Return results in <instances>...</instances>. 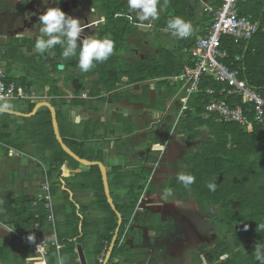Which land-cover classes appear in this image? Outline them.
<instances>
[{"label":"trees","instance_id":"obj_1","mask_svg":"<svg viewBox=\"0 0 264 264\" xmlns=\"http://www.w3.org/2000/svg\"><path fill=\"white\" fill-rule=\"evenodd\" d=\"M188 3V0H161L159 5L161 11L159 18L155 22V31H151L158 37L155 53H160L164 57L160 59L161 61L153 60L150 68L143 66V64L146 65L150 61L140 60V71H147V74L144 72L143 77L139 75L138 80L144 77H152L153 80L160 81L157 83H161L165 81L161 77L179 73L186 65L191 64L188 49L193 45L195 35L185 39L175 38L177 43L175 40L173 43L172 35L167 37L160 34V31L166 28V23L170 18L174 16L185 18L187 16ZM219 3L218 0L215 5ZM120 5L123 9V21L124 19L126 20L123 27H127V15L130 12L124 1ZM237 7L240 15L247 16L258 25V30L248 41L235 40L230 36L221 38L222 47L228 53L226 63L230 67L238 69L240 77L245 79L248 85L253 87L259 94L264 95V1L239 0ZM210 17L211 15H208L206 18L208 22ZM130 31L129 29H122L119 34L124 39ZM236 56H241V60L236 61ZM206 86L216 89L220 88V84L214 82L208 76L204 77L202 88ZM208 98V95L203 92L196 94L194 98L189 100V108L179 120V127H182L187 136L194 140L202 135L198 130V126L207 125L209 128V135L202 138L200 143L196 142L195 151L189 150L191 154L188 155L189 160L186 161L187 171L184 170L182 173L194 175L196 177L195 183L189 188H185L179 182L177 176H173L167 181L168 184L176 187L175 191L180 196L191 194L196 199L194 201L203 205H213L218 209V212L211 216L214 219L215 226L219 225L221 227L223 237L219 240L216 248L209 250L204 248L202 250L204 255L202 257L206 259L207 264H258V261L254 258L253 251L256 244L264 245V126H254L251 129H246L234 122L221 121L215 115L205 117L204 104L208 101ZM230 103L231 105L241 104V101L237 97L231 100ZM33 106V104H30L31 109H29L32 110ZM22 119L29 121V118ZM3 126H8L7 128H9L8 124ZM34 127H36V124ZM52 135L55 139L54 134ZM2 137L11 140V143L13 141L16 142V140L11 138L10 134L7 135L0 132V138ZM57 146L59 147L60 158L52 161L51 166L53 167L47 171L52 181L50 191L53 198L58 195L59 190L67 193L68 188H73V183L68 184L67 179L66 182L62 180H65V178L61 172L56 173V171H59V166L66 160L76 163L72 157L63 151L58 142ZM91 169L94 171V183L96 181V186L98 187L96 190L94 189L98 196V205L104 215H107V218L110 219H108L110 221V230L103 235V238L110 242L117 226V215L107 202L99 167L92 166ZM56 183H61L63 188L56 187ZM128 183L130 185H127V187L131 192L129 191L127 198H125L126 196L123 197L120 205H117L114 201L116 210L120 212L123 220L110 260L121 253L122 244L118 246L119 239L127 228V217L129 218L133 214L141 195V193L131 190L133 187L132 181ZM209 183L216 184L215 191L209 190L207 187ZM110 192L112 195L111 186ZM158 193H161V190L156 187H151L149 190V196L152 199L156 198ZM176 197V199L179 198L177 195ZM34 201L24 202L26 205L20 203L16 208L9 205V208H6L7 213L0 211V222L13 228L14 232L26 238L30 228L37 220L43 226V221L49 218V213L46 212L43 201H39L35 206L33 205ZM69 208L71 212L63 208V215L68 219L69 229L62 230L60 223L58 224L55 221L54 228L57 231L59 251H57V248L51 247V252L49 251L47 255V264H57V256H61L63 251L61 245L68 244L67 249H70L69 252L74 254L72 249L74 246L73 236L79 242H83L85 239L82 235L73 233L71 228L75 226V220L73 219L77 213L73 205ZM54 214L55 217L58 214L57 206H54ZM83 221L85 220L83 219ZM51 223L48 224V229L53 228L54 219ZM245 225H247V229H245ZM16 233L12 232L10 236H15ZM24 245L30 246L27 242ZM102 249L103 247L98 248L97 253L100 254ZM225 254L228 255V258L221 260L220 257ZM12 258L15 259L10 248L0 247V262L2 264H8L6 263L7 260Z\"/></svg>","mask_w":264,"mask_h":264},{"label":"crops","instance_id":"obj_2","mask_svg":"<svg viewBox=\"0 0 264 264\" xmlns=\"http://www.w3.org/2000/svg\"><path fill=\"white\" fill-rule=\"evenodd\" d=\"M188 2H189L188 9H187L188 13L184 19L191 21L193 25L192 35H195V39H196L197 36L203 35L206 32L209 26V23H210V20L209 22L206 20L208 14L204 12L203 2L212 3V1L211 0H188ZM132 14H135V12H132ZM171 37H172L173 43H174V40L177 43L176 39L173 38V36ZM190 48L188 49V54H189ZM189 57H190V54H189ZM190 62H191V57H190ZM14 67L18 68L16 66ZM15 70L16 69H13V71ZM6 73H7L9 80L14 81L17 84V86L33 94L35 98L34 100H20V101H29L30 104L31 105L33 104L34 106L36 103L40 101H49L52 104L50 95L48 93L46 92L42 93L37 90V87H36L37 83L34 81L33 78L32 79L29 77H26L25 79L24 78L19 79L16 77L12 78L10 76L12 74V71H9V72L6 71ZM169 104H170V101H169ZM34 106L32 107V110ZM87 106L88 104L85 102L84 103L83 102L82 103L73 102V103L62 105L60 111L56 113L59 114V117H58L60 118L59 120L64 122V124L62 125L64 129L66 127V131L65 133L61 132L60 130L61 122L58 121L59 131H60L61 136L64 139L65 144L80 157L93 160V161L94 160L101 161V162L109 161V160L112 161L111 165L105 166L107 175H108V182H109V176H112V174L114 173L123 175V173H119L120 171L118 170L123 166L119 164L123 163L122 161H123V158L125 160V156L129 154L130 158L131 156L135 158L134 157L135 155L125 152L124 148L119 150L120 149L119 143H118L119 140L127 141L128 138H131L133 136L135 137V135H137V139L133 140L132 138L131 145L134 144V145L141 147L146 142L149 141L148 136L151 133V131H153L152 135H150L152 136L150 138L151 141H153V139L155 140L156 138H160L158 129L162 123H160L161 120L158 119L157 121H154L152 123V125L153 124L157 125V127L155 128H152V125H150L149 127H146V126H141L140 124L135 126L129 132H128V128H124V126L122 128L121 127L116 128L114 130L112 128L110 131L109 130L106 131V135H104L103 140H100L102 138L99 137L100 136L99 134L103 130V128L101 127L99 128V126L97 125H96L97 126L96 128L95 125L93 126L90 123L91 125L90 124L89 125L93 126L92 128L94 130L91 132V134L93 132L95 134L92 135L91 138L89 137L88 139L85 136H87L89 133L87 132L89 126L85 124V122H83L84 114L85 115L87 114L86 112ZM172 106L173 105H168L166 109H168V111L170 112L172 110ZM30 109L28 110V112H25V113L31 112L32 110ZM40 110H47L49 113V117H50L49 119L51 120V114H50L49 109L46 107H43V108H40L35 113V115L29 117V121L27 122L23 121L22 119V118H27V117L16 116L18 119H20L21 122H23L22 124L19 120H17L18 123L17 122L13 123L11 121V124L10 122H8L9 128H7L8 126L4 127L3 123L0 122V132L4 134L6 133L7 135L10 134L11 138L16 140V142L13 141V143H11V140L6 139L8 141L7 142L8 152L4 155L0 154L1 155L0 156V166H1V169L4 168L3 175H6V180L4 182V185L7 189H10L14 192L13 194L14 197H12L10 193L5 191V194H7V196L9 197V200L14 199L18 194L20 195L19 199H22L24 202H28V201L33 202L39 192V189H40L39 186L42 182L43 174L53 167L51 166L52 161L60 158V152L58 150L57 143L54 141L53 135H52L54 134V132L51 131L49 133V131L46 130V128H48L47 126L49 122L45 120L42 123H39L38 119H35L37 116V113ZM173 111H176V109L174 108ZM12 116H15V115H12ZM114 118L115 117H112V119L110 120L111 124L115 121ZM35 124H36V127H34ZM70 125H74V127L72 128ZM80 125H81L80 127L81 129H77V127ZM51 126H52V121H51ZM44 130H46V133L44 136V139H46V142H44L43 144L44 139L41 138V134L43 133ZM110 132H112V135H110ZM140 134H143L144 136L143 138L141 137V139L138 140ZM163 136H164L163 138L165 139L167 134L165 133V135ZM93 139H94V142H93ZM164 139H161V141L159 142L163 144L162 142ZM1 140L2 141L5 140V137L0 138V141ZM105 142H109L107 147H99L101 143H105ZM89 143H93V144L88 145ZM73 147H76L77 150H75ZM9 149H15L16 153L10 156ZM98 154L101 155L102 160L99 159ZM115 163H119V164H115ZM94 166H97V165H94ZM91 167L92 166H85L83 164H80L77 161L76 163H74V162L66 160L65 162H63L62 165L59 166L58 168L59 171H56V173L57 172L62 173V175L65 178V180L62 179L64 182H66V179H67L68 184L73 183V188H68L67 193H64L62 192V190H59L58 195H56L54 198L52 197L53 198V211H54V206H57L58 214H56V217L54 214L55 218H54V223L52 225L53 226L52 229H48V224L51 223L48 218L45 221H43V226L41 227L42 236L43 238H45V237H48L49 235H52V233L54 232L57 243H58L57 231L54 228L55 221H57L58 224L60 223V227L62 230L69 229L68 223H67L68 219H66L63 215V208H65V210L67 209L70 211L69 207L73 205L75 207V212L80 217L77 215L76 217H74L73 220H75L74 221L75 226L71 229L73 230L74 234H78V235L80 234L85 238L83 242H79L77 241V238L76 237L74 238L73 236L74 246L72 249L75 255L69 252L70 249H67L68 244L63 245V246L61 245V249L63 250L61 256L65 259V264H97L98 256H99V254L97 253V250L98 248L103 247L104 242L107 241L106 239L103 238V235L108 233V230H110L109 228L110 221H108L109 218H107V215H104L102 209L99 207L98 196L96 195L94 188L89 187V181L87 180V178L89 176H92L93 183H94V177H95L94 171L91 169ZM124 167H125L124 168L125 171H129L131 169H139L140 165L137 163L130 162V164L124 165ZM148 167H151V166H148ZM142 175H144V173L143 174L140 173L139 176L141 177ZM130 183H128L127 185H130ZM56 187L63 188V185H61V183H56ZM129 191L130 189L126 188V193H124V195H120L116 191V196L112 193L111 196L113 198V201H115L117 205L122 204L121 199L125 196H126L125 198H127ZM141 195L138 199V202L140 204L137 202L138 209L139 208L149 209L153 213L149 215H144L143 213H141L142 215L138 217V222H135V223L133 221L135 212H133V214H131V216L127 218L128 219L127 228L125 229L122 237L119 239V242L121 239H123V242L121 243L122 244L121 248L123 246L124 241L126 240V233L131 228L137 229L142 234L143 238L148 237V236H153V235H160V232L158 230H155V228L151 227V225H154V223H156V226H157V224H161L165 221L166 215H164V213L167 212V208H169V204L168 206L164 205L162 207L163 201H161V203H158L152 198H150L151 200H148L144 195L142 197ZM161 197H162V194L158 193L157 198H161ZM24 202L22 203L25 204ZM67 202H70L71 204L69 205ZM16 207L14 206V208ZM83 219L85 221H83ZM16 235L19 238H21L23 241H25V238L23 235L18 234V233H16ZM12 237L14 236L9 235V237L5 239L10 240L12 239ZM161 238L163 237H160V239ZM111 241L108 242V249L106 251V254L108 253ZM119 242H118V246H120ZM134 242L132 238L131 248L133 250H135L137 247H147V245H144L142 243H134ZM22 245L23 247L21 248V250L19 249L18 251L20 253L17 254L13 252V257H15V259L17 260L16 264H44V262L39 259V256L32 250L30 246L27 247L24 245V243H22ZM78 245H80L82 249V252L85 258V263H82L79 259V255L77 252ZM6 248H9V247H6ZM171 248H173V250L176 252L175 247L173 245L171 246ZM50 252H51V248H50ZM107 264H146V260L141 261V260L135 259V253L133 251L132 254H128L127 256H124V255L121 256V254L119 253L117 254V257H114L112 260L109 259Z\"/></svg>","mask_w":264,"mask_h":264},{"label":"flooded vegetation","instance_id":"obj_3","mask_svg":"<svg viewBox=\"0 0 264 264\" xmlns=\"http://www.w3.org/2000/svg\"><path fill=\"white\" fill-rule=\"evenodd\" d=\"M122 1L128 7L127 0H60L59 7L63 11L80 19L82 24L88 26L84 36L102 38L109 36L110 33L114 34V39L111 37L115 42L113 55L107 61L96 64L90 71L82 72L77 67L78 57L63 58L62 48L59 45L49 54H41L35 51V42L39 36L37 30L38 14L44 10L41 6V0H31L27 4L20 2V0H0V70L13 72V69L19 68L18 70H22L19 77L33 78L37 83V90L50 95L57 113L64 104L87 103V114H84L83 122L89 126H87V132L90 134L94 131L92 128L94 125L104 128V131L102 130L99 134V137L102 138L100 140L104 139L106 131L109 130L108 126H105L108 122V116L115 117V121L111 124L113 130L123 127V119L128 120L133 128L139 125L141 120L146 123L150 122L146 127L152 125L154 121H151L147 115L142 116L141 114V110L145 107L143 101L144 99H156L157 94L161 95L164 91L163 88L157 86V82L160 81L153 80L152 77H144L138 80L139 75L143 77L144 72L147 74V71H140L139 61L153 54L148 55V52H140L145 48L140 49L136 43L142 39H137V41L133 39L134 37L137 38L136 34L139 32L135 26L137 23L136 13H128L127 17L131 15L133 19L128 18V26L123 27L126 20L123 21V9L120 5ZM49 4L52 5V0H49ZM92 9L95 11H91ZM101 17L106 18L105 22H100ZM122 29L131 30L124 39L119 34ZM150 30L155 31V27L153 26ZM162 32L163 30L160 31V34ZM127 36L131 37L130 45ZM144 39L145 45L150 43L146 37ZM8 53V58L3 60L2 57L7 56ZM133 65H135L134 69H132ZM106 71L109 73L108 76H106ZM164 78L166 77H161L162 80H165ZM173 109L174 106L170 112L165 109L164 115L174 114ZM58 117L59 114H57ZM59 119L57 120L61 122ZM90 123L93 126H90ZM160 123L162 122L160 121ZM155 126L153 124L152 128ZM94 134L93 132L92 135ZM140 136L143 138L144 135L140 134ZM132 138L133 140L137 139V135L128 138L127 141L130 143ZM170 138L174 139L173 135L170 137L168 134L162 142L167 145L164 152L153 150L154 144L161 143L154 139L153 141L149 140L141 147L131 145L135 151H144L140 165L141 170L145 171L151 168V174H154L168 165L170 153L175 149ZM7 142L6 139L0 141L1 155L8 152ZM91 144L93 143L88 145ZM154 157H156L155 161L153 160ZM3 172L4 168L1 169L0 166V211L7 213L5 208H9V205L16 207L24 201L19 199L20 195L18 194L14 199L9 200L4 191L6 175H3ZM0 226L12 229L1 222ZM11 232L15 233L14 230ZM0 246L3 247V244Z\"/></svg>","mask_w":264,"mask_h":264},{"label":"rangeland","instance_id":"obj_4","mask_svg":"<svg viewBox=\"0 0 264 264\" xmlns=\"http://www.w3.org/2000/svg\"><path fill=\"white\" fill-rule=\"evenodd\" d=\"M197 13V12H195ZM154 21H144L139 22L135 24L136 30L139 31L136 34L134 40L137 41V39L141 40L137 42V46L140 47V49L145 48L143 50H140V52L147 53L148 55L153 54L152 56H147L145 61H150V63H147L146 65L143 64V66L150 68V66L153 64V60L161 61L160 59H163L164 55L160 53H155L157 49V42L158 39L155 35V33H152L150 29H152L153 26H155ZM162 36L169 37L171 34L169 32H166L163 30ZM143 36L146 37V39L150 42L147 45L143 43L145 40ZM109 37L114 39V34L110 33ZM111 38V39H112ZM176 38V37H173ZM131 37L127 36L128 44ZM150 49V50H147ZM155 51V52H153ZM27 56H29L27 53H25ZM9 53L7 56L2 57L3 60L8 58ZM138 58V57H137ZM1 59V58H0ZM117 61V60H116ZM144 61V62H145ZM143 63V62H142ZM8 64V63H7ZM1 65V64H0ZM122 66V63H121ZM8 68V65L6 66ZM135 68V65H133L132 69ZM22 70L16 69L12 72L10 75L12 78H19L22 79L20 76V73ZM109 73L106 71V76H108ZM157 86L159 88H163L164 91L161 95L157 94L156 99L149 100L144 99L145 107L141 110L142 116L147 115L151 121H157L158 119L161 120L162 124L160 125L158 132L160 134V138H156L155 141H161V139H164L163 135L165 133L168 135L170 134V137L173 135L174 139L170 138L172 143V146L175 145V149L170 153L171 157L169 159L168 165H165L163 169L160 170V172H156L154 174H151V168L148 171L139 169H131L129 171H125L124 165L131 163H137L141 165V159L144 155V151H135L134 147H131V142L129 143L126 140H119V150L124 148L125 152L135 155L125 156V160L123 158V163H115L119 165H123L118 171L119 173H123V175L119 174H112V176H109V185L111 186L112 193L116 196V191L120 195H124L126 193L127 184L129 181H132L133 187L131 190H134L135 192L142 193L141 197L144 195L148 200L150 199L149 196V190L151 187L153 188H160L162 197L161 198H153L158 203H161L163 201V205L169 204V208H167V212L164 213L166 215L165 221L161 224L154 223V225H151V227L155 228V230H158L160 232V235H153L143 238L142 234L135 228H131L126 233V240L123 243V246L121 248V256H127L128 254H132L133 251L135 253V259L137 260H146V264H204V261H200L201 257L204 256L202 253V250L204 248L214 249L218 246L219 240L223 237V231L221 230V227L219 225L215 226L214 219L211 215L218 212V209L214 207L213 205H203L199 202H196L194 200L195 197L191 194L184 196L181 195L175 191V188L173 185L168 184V179H171L173 176H177L178 174H182L186 170V161L189 160V156L191 153L190 151H195L197 147V143H200L202 138H205L209 135V128L207 125H200L198 126V130L202 133L201 136H198L197 139H191L187 136L186 132L183 131L182 127H179V123L176 122V113L173 115H164L165 109L169 104V101L171 102L172 96L177 91V85L173 84L170 80L163 81L161 83H157ZM170 89V90H169ZM98 92V91H97ZM99 93V92H98ZM135 99V98H134ZM133 99V100H134ZM12 104L16 106V111H21L23 113L28 112L30 108V102L29 101H20V100H10ZM82 103V102H79ZM178 104L174 105V108L178 109ZM189 108V103L188 107ZM113 116H108V122L105 124V126H108L109 131L111 128V121L109 122V119L111 120ZM182 117V116H181ZM35 119H38L39 123H42L43 121L47 120L48 128L46 130L53 131V127L51 126V120L49 119V113L47 110H40L37 113V116ZM18 119L16 116H10L9 114H0V122L3 123V125L8 124V122L11 121L14 123H18ZM23 121H27V119H23ZM123 119L122 125L124 128H128V132L132 130L133 126L130 125V122L127 120L125 121ZM21 122V121H20ZM23 122H21L22 124ZM50 124V125H49ZM64 122L61 121L60 123V130L61 132L66 131V127L64 129L63 125ZM141 126H148L150 122H144L140 121ZM72 128L74 125H70ZM131 126V127H130ZM80 126L77 127V129H81ZM157 127V125L155 126ZM46 130L43 131L41 134V138L44 139ZM104 131V128H103ZM153 131L148 136V140L152 136ZM87 135V133H86ZM110 135H112V132H110ZM86 138L89 139V137H92V134L90 132L88 133ZM56 138V137H55ZM52 139V138H51ZM54 139V138H53ZM141 139V136H139V139ZM191 139V140H190ZM56 142V140L54 139ZM118 141V140H117ZM46 142V139L43 140V144ZM197 142V143H196ZM57 143V142H56ZM68 143V142H67ZM109 142L101 143L99 147H107ZM75 150H77L76 147H73ZM59 150V147H58ZM171 151V149H169ZM60 152V151H59ZM99 159H101V155L98 154ZM102 160V159H101ZM153 160H156V157L153 158ZM75 163V162H74ZM103 164L111 165L112 161H104ZM144 169V168H143ZM100 170V169H99ZM125 173V174H124ZM140 173H144L141 177H139ZM101 174V172H100ZM138 175V178H136ZM45 177V173L43 174V178ZM43 180V179H42ZM89 181V187L94 188L95 190L98 188L96 186V181L93 183L92 176H89L87 178ZM103 183V182H102ZM52 184V183H51ZM50 184V185H51ZM109 186V187H110ZM40 188V186H39ZM169 189H172V196L166 195L167 191ZM116 190V191H114ZM6 192L10 193L13 196L14 192L10 189H7L5 187ZM131 192V191H130ZM165 194V195H163ZM176 195L179 197L176 199ZM184 196V197H183ZM116 199V198H115ZM147 200V201H148ZM1 201V200H0ZM69 205L70 202H67ZM149 203V202H148ZM112 209V208H111ZM113 210V209H112ZM142 211V212H141ZM115 212V211H114ZM135 215L133 218L134 223L138 222V217L142 215H149L153 212L149 209H136L134 210ZM171 213V214H169ZM128 218V217H127ZM98 227V226H97ZM12 233V232H11ZM230 236V235H229ZM160 237H163L160 239ZM132 238L134 243H142L144 245H147V247H137L135 250H133L132 247ZM96 239V238H95ZM230 239V237H229ZM166 240V241H165ZM22 243H25L21 238H19L17 235L12 237L10 240L6 239H0V245L3 244L4 247H9L14 253H20L18 252L19 249L23 247ZM175 247L176 252L171 250V246ZM1 247V246H0ZM100 255V254H99ZM99 257V256H98ZM221 258V257H220ZM148 260V261H147ZM47 261V256H46ZM17 260L12 258L8 259L6 263L8 264H16ZM2 264V262H0Z\"/></svg>","mask_w":264,"mask_h":264},{"label":"built area","instance_id":"obj_5","mask_svg":"<svg viewBox=\"0 0 264 264\" xmlns=\"http://www.w3.org/2000/svg\"><path fill=\"white\" fill-rule=\"evenodd\" d=\"M211 1L212 3L203 2L204 12L211 15L210 23L206 32L197 36L189 50L191 64L186 65L179 73H173L164 78L178 86L177 92L172 96L170 102V105L173 106L178 104V109L175 111V123H179L181 116L183 117L189 100L194 98L196 94L203 92L209 97L204 104L205 117L215 115L221 121L234 122L246 129L264 126V95L259 94L253 87L249 86L247 81L240 77L238 69L232 68L226 63L228 53L225 48L223 49L221 41L223 36L248 41L258 30V25L247 16L238 13L237 3L239 0H219L218 5H215L218 0ZM235 60L240 61L241 56H236ZM205 76L219 83L220 88L216 89L211 86L202 88ZM0 90L4 93H8L10 90L9 100L35 99L33 94L9 80L7 73L2 70H0ZM237 97L240 98L241 104L231 105L230 101ZM50 184V178L45 172L34 205L43 201L46 212L54 219ZM41 227V222L37 220L29 230V234L34 233L36 236V244H30L26 238L25 241L39 256V259L47 264L46 256L50 248H57L58 243L53 232L55 242L43 245L46 249L44 253L36 250L37 245L44 240ZM122 242L123 239L120 240L119 245ZM107 249L108 242L105 241L98 257V264H104Z\"/></svg>","mask_w":264,"mask_h":264},{"label":"clouds","instance_id":"obj_6","mask_svg":"<svg viewBox=\"0 0 264 264\" xmlns=\"http://www.w3.org/2000/svg\"><path fill=\"white\" fill-rule=\"evenodd\" d=\"M27 4L31 0H20ZM161 0H127L129 12H135V19L139 22L154 21L159 18L161 8L159 7ZM60 0H52V5L49 0H41V6L44 8L38 14V38L35 42V51L41 54H49L57 45L62 48V56L65 59L78 57L77 67L82 72H88L98 63L107 61L114 53L115 42L109 37L95 38L93 36H84L85 29L88 27L82 24L81 20L67 14L59 7ZM54 5V6H53ZM91 11H95L92 9ZM133 19L131 15L128 17ZM106 18L101 17L100 22H105ZM165 31L169 32L173 37L185 39L192 35L193 25L191 21L180 16L170 18L166 23ZM10 90L8 93L0 90V114L11 113L16 111V106L9 100ZM167 145L156 143L153 145V150L164 152ZM16 153L15 149H9V155ZM18 154V153H17ZM177 179L185 187L189 188L195 183L196 177L192 174H178ZM210 191L216 190L215 183L207 185ZM172 189L166 193L172 196ZM165 195V194H163ZM49 221L53 220L49 216ZM0 228H5L0 226ZM9 232L12 229L6 228ZM247 229V225H245ZM30 244H36V236L30 233L26 237ZM55 242L54 235L45 237L43 242L37 245L36 250L44 253L46 251L43 245ZM57 251L59 246L57 245ZM253 255L258 264H264V245L256 244ZM228 255H223L220 259H227ZM204 264L207 261L204 257L201 258ZM47 262V261H46ZM57 264H65V259L62 256H57Z\"/></svg>","mask_w":264,"mask_h":264},{"label":"water","instance_id":"obj_7","mask_svg":"<svg viewBox=\"0 0 264 264\" xmlns=\"http://www.w3.org/2000/svg\"><path fill=\"white\" fill-rule=\"evenodd\" d=\"M43 107L48 108L49 111H50L51 120H52V126H53V132H54V135H55L58 143L60 144L61 148L63 149V151L65 153H67L70 157H72L75 161L79 162L80 164H83L85 166L97 165L99 167V169H100L102 182H103V187H104V192H105V195H106L107 202L109 203L110 207L115 211V213L117 215V226L115 228V231H114V234H113V238H112L108 253L106 254V257H105L104 264H107L109 259H110L112 250L114 248L115 242H116V240L118 238L119 229H120V226L122 224V220L123 219H122V215L116 210L113 198L111 196L109 182H108V175H107L106 167L103 164V162L97 161V160L93 161V160H89V159H86V158H82L79 155H77L73 150H71L65 144L64 139L61 136L60 131H59V124H58V120H57L56 109L49 101H40V102L36 103L34 108H33V110L31 112H29V113H22V112H19V111H14V112H11V113H6V114L29 118V117L35 115V113L40 108H43ZM151 166H154V165H151ZM165 206H168V204H165ZM9 235H10V232L6 228H0V239L8 238ZM171 250H173V248H171ZM77 252H78L80 261L82 263H85V258H84V255H83V252H82V249H81L80 245L77 246ZM173 253H174V250H173Z\"/></svg>","mask_w":264,"mask_h":264}]
</instances>
